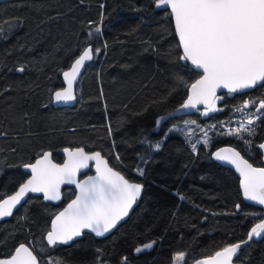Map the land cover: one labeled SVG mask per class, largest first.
Masks as SVG:
<instances>
[{
	"label": "trees",
	"instance_id": "obj_1",
	"mask_svg": "<svg viewBox=\"0 0 264 264\" xmlns=\"http://www.w3.org/2000/svg\"><path fill=\"white\" fill-rule=\"evenodd\" d=\"M88 46L94 56L78 85L79 105L54 108L62 73ZM181 56L172 15L153 0H0V201L26 180L24 165L46 151L61 163L65 148L100 151L113 168L144 186L129 219L109 237L85 233L56 248L47 245L46 233L75 190L65 187L59 205L31 196L0 223V259L27 244L40 253L41 264H53L54 257L66 264H174L179 252L190 264L246 239L264 211L244 202L237 175L213 154L232 146L263 167L258 146L264 119H256L255 105L236 109L264 99V88L223 93L219 111L174 117L155 133L158 117L187 99L185 82L201 76ZM247 119L255 121L249 125L253 135L243 134L251 144L225 134ZM191 120L200 129L196 135L207 130L210 139L207 146L197 144L195 153L194 136L169 131ZM145 140L162 146L154 151ZM152 241L151 249L135 251ZM235 263L264 264V239L241 250Z\"/></svg>",
	"mask_w": 264,
	"mask_h": 264
},
{
	"label": "snow or ice",
	"instance_id": "obj_2",
	"mask_svg": "<svg viewBox=\"0 0 264 264\" xmlns=\"http://www.w3.org/2000/svg\"><path fill=\"white\" fill-rule=\"evenodd\" d=\"M153 3L157 9H170V14L174 17L175 31L182 47L180 59L190 61L196 69L202 70V75L194 83L185 82L191 94L177 111L198 109L200 105H205L204 115H207L220 110L216 107V101L220 99L216 94L218 89L238 93L264 88V0H153ZM96 31L99 32V29ZM93 56V49L86 48L71 65L70 71L63 73L67 87L55 91V102L70 103L76 100L73 84L80 76L85 62L91 61ZM24 70L23 67L17 69L19 72ZM253 105L256 106L254 114H258L256 119H264V99L245 101L236 111L243 112ZM165 119L166 117L161 116L157 125ZM187 123L195 124L194 121ZM254 123L253 119H247L246 123L240 122L239 127L229 128L225 134L251 144V139H246L243 134L247 133L251 137L255 129L249 125ZM177 130L184 131L176 126L169 129ZM184 134L189 138L193 135L192 131H185ZM190 142L194 153L197 152V144L207 146L210 143L207 130H204L203 140L197 137L194 142ZM144 143H148L149 148L154 151L162 146L160 141L151 144L145 140ZM258 147L264 149V143ZM64 151L68 159L63 164L54 163L52 153L44 152L34 163L24 165L26 169H30V178L20 185L14 195L0 201L2 219L12 216L13 209L30 192L43 193L44 199L56 201L61 198V185L75 184L79 194L55 216L46 233L47 245L52 248L69 244L81 237L85 230L98 237L110 233L128 216L143 189V184L130 182L120 171L110 167L98 151L85 152L83 147L74 150L65 148ZM213 155L217 160L234 166L240 174L243 196L264 206V167L254 166L234 147L220 148ZM116 159L119 160L118 155ZM90 161L95 162L96 175L78 181V174L81 169L89 167ZM136 171L140 176L144 175L142 167L138 166ZM236 207L239 208L240 205ZM262 236L264 218L250 229L247 240L228 244L213 255L193 260L190 264H233L234 258L238 262L242 245L248 244L254 237ZM155 243L156 241L147 242L135 251L139 253L151 249ZM46 250L41 249V252ZM35 251L20 244L15 248L14 254L0 259V264H41L38 259L40 253L34 254ZM173 259L174 264H185V253L179 252ZM124 261H127L126 257ZM53 264H66V261L54 257Z\"/></svg>",
	"mask_w": 264,
	"mask_h": 264
},
{
	"label": "water",
	"instance_id": "obj_3",
	"mask_svg": "<svg viewBox=\"0 0 264 264\" xmlns=\"http://www.w3.org/2000/svg\"><path fill=\"white\" fill-rule=\"evenodd\" d=\"M169 11H170V9H169ZM172 20H173V25H174V17H172ZM174 29H175V26H174ZM175 33H176V31H175ZM176 36H177V39H178V42H179V37H178V34L176 33ZM179 46H180V43H179ZM88 47H91L92 48V46H88ZM87 47V48H88ZM180 49H181V52H182V47L180 46ZM82 54V53H81ZM80 54V55H81ZM79 55V56H80ZM79 56L76 58V59H78L79 58ZM75 59V60H76ZM75 60L72 62V64L75 62ZM93 60V59H92ZM92 60L91 61H86L85 62V66L81 69V71H80V76H78L77 77V79H76V81L74 82V84H73V90H74V94L76 95V100H74V101H72V102H70V103H63V102H61V103H57V102H55V99H54V93H53V96H52V106L54 107V108H57V109H64V108H74V107H76L77 106V101H78V97H77V94H78V85L80 84V82H81V80H82V77H83V75H84V73H85V71H86V69H87V66L92 62ZM187 63L190 65V67L193 69V70H195V71H197V72H199L201 75H202V70H199V69H196L195 68V66H193L192 64H191V62L190 61H187ZM71 64V65H72ZM70 68H71V66H70ZM70 68L69 69H67V70H65L64 72H67V71H70ZM63 72V73H64ZM63 73H62V82H63V88L62 89H64V88H66L67 87V80L65 79V77H64V75H63ZM200 78V77H199ZM198 78V79H199ZM194 83V82H193ZM62 89H60V90H62ZM252 90H254V89H250V90H245V91H243V92H238V93H229L228 92V90L227 89H218L217 90V96H220L221 94H223V93H228V94H245V93H248V92H250V91H252ZM57 91H59V90H57ZM191 93H190V89H188V95H190ZM187 95V96H188ZM180 107H178L177 109H179ZM177 109H175V111L174 112H172V113H170V114H167V115H163L164 117H166V119L165 120H163V121H160V123H159V125H157V122H156V126H155V128H154V132L155 133H159V131L161 130V127L163 126V124H165L169 119H172V118H174V117H188V116H191V115H193V114H195L197 111H199V110H202V111H204L205 112V109H206V106L205 105H200L199 107H198V109H188V110H180V111H177ZM213 112H209L207 115H211ZM206 115V116H207ZM161 117V116H160ZM160 117H158V119H157V121L159 120V118ZM262 143H264V141L262 142ZM224 147H232V146H223V147H221V148H224ZM235 148V147H234ZM68 149H70V148H68ZM75 148H73L72 150H74ZM220 149V148H219ZM218 149V150H219ZM236 149V148H235ZM85 150V149H84ZM237 151H239L238 149H236ZM259 150H260V152L262 153V161H263V167H264V149H260L259 148ZM46 152H51V151H46ZM85 152H87L86 150H85ZM95 152H97V151H95ZM98 152H100V151H98ZM52 153V152H51ZM89 153H92V152H89ZM101 153V152H100ZM62 154H63V157H64V159H63V161L61 162V163H58V162H56L55 160H54V158H53V155L51 156V159H52V161L54 162V163H56V164H63V163H65L66 161H67V159H68V157H67V153L64 151V149H63V151H62ZM241 155L243 156V154L241 153ZM41 156V155H40ZM40 156H38L36 159H38ZM101 156L102 157H104L103 155H102V153H101ZM105 158V157H104ZM245 158V157H244ZM36 159L32 162V163H34L35 161H36ZM107 161H108V159L107 158H105ZM246 159V158H245ZM219 163H220V165L221 166H223V167H225V168H227V169H230V170H232L236 175H237V177H238V179H239V184H240V180H241V177H240V174L236 171V169L234 168V166H232V165H229V164H226V163H224V162H222V161H219V160H217ZM250 162V161H249ZM251 163V162H250ZM30 164V163H29ZM108 164H109V166L110 167H112L111 165H110V163H109V161H108ZM92 170V172H93V175H89V176H95L96 175V166H95V162L94 161H90L89 162V167L88 168H86V169H81V171H80V173L78 174V176H77V180L78 181H82V180H85V179H87L89 176H86V177H83V174H85L86 172H88L89 170ZM23 170H24V172L27 174V178H26V180L27 179H29L30 178V176H31V173H30V169H26L25 167H23ZM114 170H116V171H119V170H117V169H115L114 168ZM122 175H124L123 173H121ZM125 176V175H124ZM126 178V177H125ZM127 179V178H126ZM25 180V181H26ZM129 180V179H128ZM24 181V182H25ZM130 181V180H129ZM130 182H132V181H130ZM137 183V182H136ZM20 187V186H19ZM19 187L16 189V191L15 192H13L12 194H10V195H8V196H6L5 198H3V199H7L9 196H11V195H14L18 190H19ZM65 187H71V188H73L74 190H75V196H74V198L73 199H75V197L79 194V189L77 188V186L75 185V184H63V185H61V188H60V192H61V198L59 199V200H56V201H53V200H46V199H44V194L43 193H32V192H30V193H28L25 197H24V199L23 200H21V203L19 204V205H17L16 206V208L15 209H13V215L16 213V211L17 210H19L20 208H21V206H23L27 201H28V199L31 197V196H35V197H42V199H43V202L44 203H49V204H53V205H59L62 201H63V190H64V188ZM240 191H241V195H242V198H243V200H244V202L245 203H247V204H250V205H252V206H255V207H259V208H261V209H263V211H264V206H262V205H259V204H257L256 202H254V201H249V200H247L244 196H243V194H242V188H241V186H240ZM143 193H144V186H143V189H142V192H141V195H140V197L137 199V201H139V200H141V198H142V196H143ZM2 199V200H3ZM72 199V200H73ZM1 200V201H2ZM72 200H70L60 211H63L64 210V208H66L67 207V205L69 204V203H71V201ZM137 201H136V203H137ZM136 203L133 205V207H132V209L129 211V214H128V216L127 217H125L122 221H120L119 223H118V225L116 226V228H114L110 233H108V234H106L105 236H103V237H98V236H96L95 235V233H92V232H90V231H88V230H85V232H84V234L85 233H87V234H91L92 236H94L95 238H97V239H103V238H106V237H109L122 223H124V222H126L128 219H129V217L131 216V214H132V212L134 211V208H135V206H136ZM59 211V212H60ZM58 212V213H59ZM58 213H56L55 214V216L58 214ZM12 215V216H13ZM12 216H10V217H4V218H2V219H0V223L1 222H3V221H5V220H8V219H10ZM55 216L52 218V220H51V222H50V228H51V223H52V221L55 219ZM264 218V217H263ZM260 221H258L257 223H259ZM250 231V230H249ZM83 234V235H84ZM83 235L81 236V237H78V238H76L75 240H73L72 242H70L69 244H67V245H64V246H69V245H71L73 242H75V241H78L79 239H81L82 237H83ZM248 235V234H247ZM264 239V236H262L261 238H253V240L252 241H249L248 242V244H246V245H242V247H241V249H240V251L241 250H243V249H245V248H247L248 246H250L253 242H259V241H261V240H263ZM245 240H247V237H246V239ZM241 242V241H240ZM237 243V242H236ZM26 246H28L27 244H25ZM18 247V246H17ZM16 247V248H17ZM30 247V246H29ZM31 248V247H30ZM240 251H239V253H240ZM239 253H238V255H239ZM12 254H14V251H13V253ZM34 254H36L35 252H34ZM8 257H10V255L9 256H7V257H3V258H8ZM2 259V258H1ZM38 259H39V257H38ZM235 260H236V258H234V261H233V264H236L235 263Z\"/></svg>",
	"mask_w": 264,
	"mask_h": 264
},
{
	"label": "rangeland",
	"instance_id": "obj_4",
	"mask_svg": "<svg viewBox=\"0 0 264 264\" xmlns=\"http://www.w3.org/2000/svg\"><path fill=\"white\" fill-rule=\"evenodd\" d=\"M187 122H192V120L191 121H185L183 124L176 126L178 129H183L184 130V131L177 130L176 132L178 134L182 135L186 139L188 137L185 136V134H184L185 131H192V133H193L192 136H194L195 139H197V137L202 138L204 136V132H200V134L196 135L197 132H199V130H200L198 128V126L196 124H190V123H187Z\"/></svg>",
	"mask_w": 264,
	"mask_h": 264
},
{
	"label": "flooded vegetation",
	"instance_id": "obj_5",
	"mask_svg": "<svg viewBox=\"0 0 264 264\" xmlns=\"http://www.w3.org/2000/svg\"><path fill=\"white\" fill-rule=\"evenodd\" d=\"M79 95L77 94V97ZM79 105V97H78V101H77V106ZM103 155V154H102ZM104 156V155H103ZM105 157V156H104ZM106 158V157H105ZM109 161V160H108ZM110 163V162H109ZM111 165V164H110ZM89 175H93L92 170L90 169L88 172H86L85 174H83V177L89 176Z\"/></svg>",
	"mask_w": 264,
	"mask_h": 264
}]
</instances>
